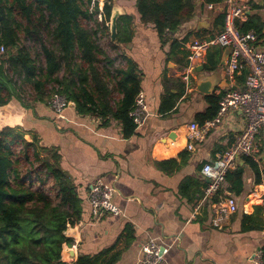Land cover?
I'll return each mask as SVG.
<instances>
[{
	"label": "crops",
	"instance_id": "obj_1",
	"mask_svg": "<svg viewBox=\"0 0 264 264\" xmlns=\"http://www.w3.org/2000/svg\"><path fill=\"white\" fill-rule=\"evenodd\" d=\"M243 2L248 8L238 22L250 12L249 0ZM259 4L261 7L253 12L264 22V1ZM222 7V2L208 5L197 0L192 19L169 37L181 40L190 34L188 42L213 35L222 28ZM111 12L118 13L117 18L132 16L131 25L121 23L122 31H132L129 41L118 44L111 40L113 55L102 44L99 46L114 59L113 67H123L127 60L136 64L148 116L134 133L124 137L118 121L82 115L72 102L63 110L61 119L45 100L35 99V91L28 83L13 82L17 95L0 105V128L12 127L28 142L35 139L43 152L40 156L49 158L63 171L81 199L80 222L67 231L77 242L63 246V261L72 263L79 255L93 256L112 248L109 255L118 254L113 264H135L142 242L154 238L168 245L165 258L170 264H255L253 255L264 243V197L253 171L243 165L242 191L236 194L228 190L237 202V211L221 229L210 223V205L203 199L207 180L201 173L206 161L231 146L246 125L245 116L230 109L201 136L189 137L191 123L204 124L195 121V115L208 106L205 95L209 94L197 90L196 82L213 75V92L224 93L241 87L245 72L227 75L228 50L220 46L208 50L213 58L214 52H220V61L212 71L203 68L208 52L201 62L191 63L183 45L172 51L170 39L161 40L152 24L140 22L135 0H112ZM97 19L100 21L101 15ZM200 22L203 25L199 27ZM106 25L110 26V21ZM261 35L255 45L264 51V26ZM108 68L113 72L111 66ZM25 84L29 85L27 93ZM182 84L183 93L176 98L173 110L165 116L158 113L162 95L168 91L177 93ZM261 140L264 153V135ZM257 164L264 173V160ZM97 178L111 185L112 201L121 210L119 215L92 216L87 195ZM243 214L253 215L261 229L243 231Z\"/></svg>",
	"mask_w": 264,
	"mask_h": 264
},
{
	"label": "trees",
	"instance_id": "obj_2",
	"mask_svg": "<svg viewBox=\"0 0 264 264\" xmlns=\"http://www.w3.org/2000/svg\"><path fill=\"white\" fill-rule=\"evenodd\" d=\"M91 1L0 0V46L4 49L0 52V105L7 104L16 94L13 76H17L22 83L31 85L35 99L47 102L50 93L56 90L68 103L72 102L80 114L111 117L118 121L123 136L129 137L136 127L128 112L140 90L137 67L130 60L123 67H113L114 59L105 53L96 38L97 33L109 32L106 23L110 21L112 0H103L101 9L98 0H93V7L89 9ZM260 1L264 0H249V14L244 21L237 23L241 33L252 30L257 39L262 36L264 22L253 11L261 7ZM135 2L140 22L152 24L161 40L170 39L172 51L188 39L190 34L181 40L171 38L169 34L192 19L197 0ZM221 2L202 0V4L208 5ZM98 14L101 15L100 21ZM47 22L53 23L51 34L56 49L43 42L42 33ZM86 22H92L94 27L86 26ZM122 22L131 25L132 16L124 14L116 19L114 41L118 44L129 41L132 34L131 30L122 31ZM19 33L39 44L44 59L42 67L37 65L28 49L18 44ZM214 54L215 58L211 52L206 55L203 68L207 71L215 69L220 61L219 50ZM110 66L113 72L108 68ZM183 90L184 84L177 93L168 91L163 94L158 113L163 116L170 113ZM115 93L117 100L113 97ZM222 93L205 95L208 106L204 112L195 115V121L203 124L215 116ZM17 146L23 148L21 152H16ZM29 148L32 160L27 154ZM20 154L28 163L25 172L17 167L22 161ZM51 157L57 158L55 154ZM241 160V165L238 163L226 173L229 191L236 194L242 191L243 165L253 171L255 183L260 182L261 176L253 158L243 156ZM35 161L39 162L38 166H34ZM81 211V199L75 185L49 158L40 156L36 140L26 141L12 127L0 128V264H113L118 254L109 255L112 248L93 256L79 255L72 263L62 261L63 246L77 242L76 237L68 235L67 231L78 226ZM253 229H261V225L253 215L243 214L242 230ZM260 250L264 264V243Z\"/></svg>",
	"mask_w": 264,
	"mask_h": 264
},
{
	"label": "built area",
	"instance_id": "obj_3",
	"mask_svg": "<svg viewBox=\"0 0 264 264\" xmlns=\"http://www.w3.org/2000/svg\"><path fill=\"white\" fill-rule=\"evenodd\" d=\"M222 3V28L213 35L196 37L182 44L188 51V60L191 63L201 62L213 46L226 48L227 75L233 77L234 74L245 72L241 87L228 89L221 94L217 112L211 120L205 121L202 126L197 123L189 125L191 138L201 136L207 128L220 122L230 109L239 110L246 118L245 127L231 146L218 153L214 159L206 161L201 168V173L207 180L203 188V199L210 205V223L218 229L223 228L230 215L237 211V202L228 192L226 173L243 156H250L256 162L261 160V136L264 135V51L256 47L257 36L254 31L241 33L237 27L238 21L245 17L248 5L243 0H222ZM3 50L0 46V51ZM184 79L187 80V76ZM68 104L66 98L56 90L50 93L47 100L48 107L61 119L64 118L63 110ZM128 115L136 126L141 125L148 116L147 104L141 90L136 94ZM259 185L264 197V173H261ZM112 194L111 185L100 178L91 182L87 201L93 217L97 218L103 213L120 214V208L112 201ZM167 251L168 245L164 242L148 238L140 245L135 264H170L165 258ZM252 259L255 264H262L260 249L254 253Z\"/></svg>",
	"mask_w": 264,
	"mask_h": 264
},
{
	"label": "rangeland",
	"instance_id": "obj_4",
	"mask_svg": "<svg viewBox=\"0 0 264 264\" xmlns=\"http://www.w3.org/2000/svg\"><path fill=\"white\" fill-rule=\"evenodd\" d=\"M99 1L100 0H98V4H99V8H100V7H102L103 3L101 4ZM92 7H93V0L89 4V9H91ZM84 24L86 26H89V27H94V24L92 22H86ZM52 28H53V23L52 22H47V28H45L43 30V33H42V35H43V42L49 48L56 49L55 42H54L53 37H52V34H51ZM96 38H97L98 44H102L105 47V49H107V51L110 54H112V55L114 54L113 49H111L109 47V44H111L110 31L108 33L107 32L106 33L103 32L102 34H98L97 33ZM114 40H112V41H114ZM18 44L20 46L28 49L31 57L34 58V60L36 61L37 65H39V67H42L44 65V59H43V56L41 55L40 47H39V44L38 43H34L32 40H29V39L25 38V36L22 33H19V41H18ZM0 52H4V50L3 51H0ZM115 58H117V57H115ZM13 80L15 81L16 84H20V85L22 84V79L18 78L17 76H13ZM19 80H20V82H19ZM29 85H26V84L24 85V88L26 89V91H25L26 93H27V89H28ZM47 88L49 90V88H50L49 84H47ZM50 90H51V88H50ZM48 93H49V91H48ZM25 96L27 97L26 94H25ZM113 97H114V100H117V93H115ZM22 149L23 148L21 146L15 147L16 152H18V151L21 152ZM42 153L43 152L41 151L40 152V155L41 156H42ZM27 154L30 156V159L32 160L31 149L30 148L28 149ZM19 157H20V159H22V161H21L20 164L17 165V167L22 172H25V167L28 166V163H27L26 160L23 159V157H24L23 154H20ZM38 164H39V162H36V161L34 162V166H38ZM49 186H51V185H49Z\"/></svg>",
	"mask_w": 264,
	"mask_h": 264
},
{
	"label": "water",
	"instance_id": "obj_5",
	"mask_svg": "<svg viewBox=\"0 0 264 264\" xmlns=\"http://www.w3.org/2000/svg\"><path fill=\"white\" fill-rule=\"evenodd\" d=\"M117 16H118V13L111 12L110 26H109L111 40H114L116 37V18H117ZM202 25H203V22H200L199 27ZM0 31H1V14H0ZM199 69H202V66ZM214 79H215V77L213 75H210V76H207L206 78H202V79L198 80L196 82V89L203 92L204 94L213 93ZM218 86H221V84H219ZM237 88L238 87L232 88V89H237ZM260 159L264 160V153L260 154ZM239 161L241 162L242 160L240 159ZM61 254H62V252H61ZM61 259H62V257H61ZM62 261H63V259H62Z\"/></svg>",
	"mask_w": 264,
	"mask_h": 264
}]
</instances>
